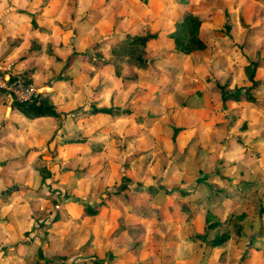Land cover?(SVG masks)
Returning <instances> with one entry per match:
<instances>
[{"label": "rangeland", "instance_id": "rangeland-1", "mask_svg": "<svg viewBox=\"0 0 264 264\" xmlns=\"http://www.w3.org/2000/svg\"><path fill=\"white\" fill-rule=\"evenodd\" d=\"M147 32L139 67L121 41ZM263 57L264 0H0V264H264ZM14 82L60 117L14 109Z\"/></svg>", "mask_w": 264, "mask_h": 264}, {"label": "trees", "instance_id": "trees-1", "mask_svg": "<svg viewBox=\"0 0 264 264\" xmlns=\"http://www.w3.org/2000/svg\"><path fill=\"white\" fill-rule=\"evenodd\" d=\"M200 23L201 21L193 14H190L182 22L177 23L176 29L172 31L169 36L174 40L175 47L178 51L190 53L191 51L205 48V43L202 41V39L199 38ZM157 38L158 33L155 32L128 35L126 39L121 41V43H125L126 47L129 48V55L127 56V61H129L133 65L145 67L147 61L144 57V49L148 46L151 41ZM125 57L126 56H123V58ZM261 60L264 61V57L259 60H250L245 67L246 78L248 81H250L251 84L246 87L244 94L245 99L251 103H257L253 90L257 89L263 84L262 80L256 79V72L260 66ZM117 74L119 75L120 71L117 70ZM14 79V77H11V80ZM223 95L224 99L228 98L229 96H233L234 99L239 100L241 99L242 93H228V91L224 88ZM12 106L14 109L19 110L27 117H60L61 115L60 112L57 110L56 105L54 104L52 99H50L48 96H43L42 94L34 95L33 98L29 101L21 102L14 100ZM93 112L111 115H119L127 112L129 113V111L126 109L120 110L110 106L93 107ZM180 130L181 127H175V134H177ZM88 210L90 214L95 213V210H93L92 208H89ZM228 238L229 236L226 233L216 235L209 243L211 246L216 247L227 241ZM95 264L104 263L101 259H97L95 260Z\"/></svg>", "mask_w": 264, "mask_h": 264}, {"label": "built area", "instance_id": "built-area-1", "mask_svg": "<svg viewBox=\"0 0 264 264\" xmlns=\"http://www.w3.org/2000/svg\"><path fill=\"white\" fill-rule=\"evenodd\" d=\"M10 88L12 90V94L15 97L14 99L17 101H29L35 95L34 88L32 86H25L20 82H14V84Z\"/></svg>", "mask_w": 264, "mask_h": 264}]
</instances>
